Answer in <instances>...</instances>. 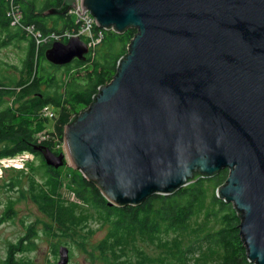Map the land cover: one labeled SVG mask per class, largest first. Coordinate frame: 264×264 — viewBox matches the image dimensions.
I'll return each mask as SVG.
<instances>
[{
  "label": "water",
  "instance_id": "1",
  "mask_svg": "<svg viewBox=\"0 0 264 264\" xmlns=\"http://www.w3.org/2000/svg\"><path fill=\"white\" fill-rule=\"evenodd\" d=\"M103 30L135 29L112 80L64 128V151L33 146L98 188L107 207L169 196L228 175L216 198L240 213L251 264H264V0H79ZM77 0L43 15L64 16ZM79 37L53 42V66L84 62ZM67 247L55 264H68Z\"/></svg>",
  "mask_w": 264,
  "mask_h": 264
},
{
  "label": "trees",
  "instance_id": "2",
  "mask_svg": "<svg viewBox=\"0 0 264 264\" xmlns=\"http://www.w3.org/2000/svg\"><path fill=\"white\" fill-rule=\"evenodd\" d=\"M62 1L45 0L37 9L34 0H0V29L5 30L10 26L9 19L6 16L7 3L10 2L20 6L25 24H33L44 34L51 31L60 32L70 29L74 25L68 15H43V12L47 9L59 7ZM135 34L136 30L132 28L127 29L122 34H108L106 37L104 36V40L97 47L94 56L88 53L86 61L74 60L79 67H85L87 63L91 65V69L85 70L86 77L83 85L73 82L70 86L68 83L64 86V92L56 93L54 98L43 95L42 99L36 100L37 102L31 107L24 104L16 108L11 106L8 108L7 105V111L0 112V160L13 158L24 153L42 158L41 153L32 147L40 146L34 141V135L38 132L37 124L42 121L38 118L37 113L47 105L53 106L57 110L52 132L60 140H63L65 126L92 104L93 97L97 95L100 87L107 85L112 80L116 73L117 62L127 55L128 46ZM7 37L9 40L6 41L5 45L15 38V34H8ZM117 42L120 43L119 46H116ZM48 47L42 46L37 51L34 41H31L25 64L28 63L31 70L33 67L38 66L39 58L45 59L44 51ZM41 79H39L40 82ZM35 86L36 81L32 89ZM31 91L27 88L20 90L18 93L14 91L7 92L6 95L9 99L13 98V103L17 105ZM33 124H35L34 128L32 127ZM44 146L55 154L60 152L53 147L52 141L44 143ZM42 161L44 162L43 158ZM48 170V174L51 173L50 176L48 175L46 182L47 188L41 189L33 197L42 211L51 217L59 228L70 230L74 226V221L77 220L71 206L76 205L71 203L66 206L60 201V194L57 191L60 189L63 179H60L61 176L57 169L48 167ZM66 176L70 177L67 189L78 201L85 204H94L107 216L110 232L107 240H104L97 249L102 251L103 248H106L107 255L111 257L122 253L124 249L132 247L136 238L145 239L149 237L151 239L162 232H172L175 236L172 245L164 242L165 248H177L180 245V234L188 229L189 223L204 209L207 192L205 184L210 182L218 187L223 185L227 178V170H222L208 178L195 177L193 182L176 190L173 194L169 196L151 195L135 207H107L106 201L96 185L86 181L80 173L72 175L68 172ZM209 204L212 205L216 215L221 212L224 213L222 228L206 235L208 240L205 237L206 242L212 245L211 247L219 248L222 252L218 259H215L216 261H212V264H251L248 262L246 249L239 235L240 213L235 208H231L230 203L223 202L215 195L212 196ZM47 228L49 229V227ZM29 230L31 231L32 227ZM27 244L28 239L22 238L16 245H10L5 260L0 264H17L14 255L23 251V245ZM106 253L103 252L105 260L107 259ZM177 254L179 255V252ZM182 261V257L175 262L163 256L160 264H179V262L181 264ZM106 264L113 263L106 261ZM126 264L132 263L127 262Z\"/></svg>",
  "mask_w": 264,
  "mask_h": 264
},
{
  "label": "rangeland",
  "instance_id": "3",
  "mask_svg": "<svg viewBox=\"0 0 264 264\" xmlns=\"http://www.w3.org/2000/svg\"><path fill=\"white\" fill-rule=\"evenodd\" d=\"M34 1H36V8L39 9L45 0ZM74 20L75 16L72 15L71 22ZM103 32L105 37L112 33L107 30ZM4 37L6 34L0 31V41ZM15 39L12 45L6 48L0 47V79L2 81L9 79L23 81V78L26 81L29 80L31 69L30 67L25 69L29 41L16 34ZM119 44L117 42L116 46ZM86 69H91L89 63L85 67H79L73 60L67 65L55 67L46 59L39 58L37 70L39 76L42 77L41 83L49 82V88L42 85L39 92L46 97L49 95L54 98L56 93L64 92V86L68 83L70 86L73 82L83 85ZM7 105L15 106L11 99L6 98L5 106ZM49 107L57 114L53 106L49 105ZM39 119L42 121L37 124L38 132L53 131L54 119ZM56 140L60 143V148L54 145L53 147L63 152V140H60L57 135ZM48 171V166L41 157L28 153L0 160V263L5 260L9 246L16 245L22 238H27L28 244L23 245V251L15 253L14 259L17 264H55L58 261L60 246L67 247L69 251L68 264H106V261L113 264H126L127 262L160 264L163 256L175 262L182 257L181 264H212V261L217 260L222 254L219 248H213L210 243L206 242L208 240L206 235L220 230L223 226L224 213L216 215L212 205L209 204L218 188L214 183L205 184L207 192L204 209L189 223L188 229L180 234V245L177 248H165L164 242L172 245L175 236L172 232H162L151 239L149 237L136 238L132 247L109 257L106 248L102 251L97 249L108 238L110 232L108 218L94 204L78 201L67 189L70 177L66 174L68 172L72 175L79 174L78 171L72 169L68 159L63 167L57 169L61 176L60 179H63L57 193L60 194V201L64 205L69 206L75 203L76 206L71 207H73V214L77 220L74 221V226L70 230L59 228L52 218L42 211L33 195L47 188L46 182L51 173L48 174ZM230 205L234 208L232 203ZM30 227H32L31 231ZM243 246L245 247L244 244ZM103 252L107 255L106 260Z\"/></svg>",
  "mask_w": 264,
  "mask_h": 264
},
{
  "label": "built area",
  "instance_id": "4",
  "mask_svg": "<svg viewBox=\"0 0 264 264\" xmlns=\"http://www.w3.org/2000/svg\"><path fill=\"white\" fill-rule=\"evenodd\" d=\"M7 5L8 8L6 11V16L9 19L10 26L22 32L31 41H34L37 51L40 49V47H48L53 42H65L69 38L79 37L86 43L89 54L94 56L95 49L104 40V32L102 29L96 26L93 16L89 12H85L83 15H79L77 13V11H81L79 0H77L76 9H70L68 11V16L70 17L71 21L72 15L75 16V20L72 22L74 26L61 32L51 31L47 32L46 34L37 29L33 24H25L23 22V13L19 5H14L12 2L9 4L7 3ZM108 31L115 33L114 30L111 29ZM37 116L43 119H55L56 113L49 107V105H47L38 111ZM34 141L36 144L52 141L56 148H60V143L56 140V134H53V132H48L47 130L37 132L34 135Z\"/></svg>",
  "mask_w": 264,
  "mask_h": 264
},
{
  "label": "flooded vegetation",
  "instance_id": "5",
  "mask_svg": "<svg viewBox=\"0 0 264 264\" xmlns=\"http://www.w3.org/2000/svg\"><path fill=\"white\" fill-rule=\"evenodd\" d=\"M0 31L3 32L4 34H6V37H4L2 41H0V47L1 48H6V47L12 45L13 42L16 40L14 38V39L10 40L7 45H5L6 41L9 40L7 37L8 34H16L17 36L20 35L29 41L28 42V52H29V43L31 42V40L28 37H26L22 32H20L19 30H17L14 27H11V26L6 28L5 30L0 29ZM27 56H28V53H27ZM28 65H29L28 63L25 64V69H28ZM35 67L32 68V70L29 74V80L28 81H26V79L24 80V78H23V81H19V80H15V79H9L8 81H2L0 79V112H6L7 111L6 110L7 106H5V99L6 98L9 99L6 95L7 92L14 91L15 93H18L20 90H22V89L24 90L27 88L32 90L31 92H29L30 94L24 96L22 98V100L17 105L15 104L14 107L11 105H8V108H9V106L16 108V107L22 106L24 104H25V106L28 105V107H31L35 104V102H37L36 100L42 99L43 95L39 92V90L41 89L42 85H46V87L49 88V82L46 84H43L40 82L39 79H41V77L38 74L37 66H35ZM37 79H38V81H37ZM35 81H36V86L34 89H32ZM22 82H24V83H22ZM47 96H49V95H47ZM45 97H46V95H45ZM11 100L13 101V98ZM35 124L32 125L33 128H34ZM37 145L44 146V143L37 144Z\"/></svg>",
  "mask_w": 264,
  "mask_h": 264
}]
</instances>
